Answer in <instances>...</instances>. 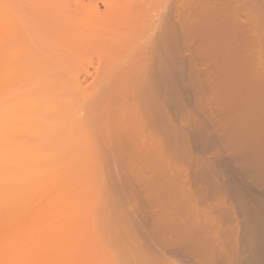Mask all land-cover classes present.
<instances>
[{
  "label": "bare ground",
  "instance_id": "obj_1",
  "mask_svg": "<svg viewBox=\"0 0 264 264\" xmlns=\"http://www.w3.org/2000/svg\"><path fill=\"white\" fill-rule=\"evenodd\" d=\"M1 1L0 264H264V0Z\"/></svg>",
  "mask_w": 264,
  "mask_h": 264
},
{
  "label": "rangeland",
  "instance_id": "obj_2",
  "mask_svg": "<svg viewBox=\"0 0 264 264\" xmlns=\"http://www.w3.org/2000/svg\"><path fill=\"white\" fill-rule=\"evenodd\" d=\"M37 1V3H36V5H35V8L33 9V12H34V14H36V15H39V14H44V13H46V10H47V8L49 7V3H48V1L47 0H36ZM89 1V0H88ZM2 3V1L0 0V4ZM44 4V5H43ZM46 4H48V5H46ZM2 5V4H1ZM3 6V5H2ZM1 6V7H2ZM4 9V7L1 9V11ZM7 9V8H6ZM8 10H10V9H8ZM37 10V11H36ZM0 11V12H1ZM4 11V10H3ZM3 11H2V13H3ZM76 11H78V6H74V7H72V8H70V9H65V10H60V12H58V14H57V16H59L60 18L61 17H63L64 15H66V14H70V13H74V12H76ZM5 12V11H4ZM7 13H8V11H7ZM6 12H5V14H7ZM21 13H23V14H21ZM5 14H3L2 15V17L4 16V18L6 19L7 18V16H8V14H7V16L5 15ZM10 14V13H9ZM13 14V13H12ZM17 15V17H19V19L17 20V18L14 20L15 22H13L12 24H13V28H19V26L21 25V24H23V25H25V26H29L30 25V23H31V21H30V23H29V19L30 18H28L29 16H28V14L26 15V11H25V13L24 12H18V13H16ZM18 14H19V16H18ZM0 15H1V13H0ZM23 16V17H22ZM1 17V16H0ZM2 20L0 19V22H1ZM28 22V23H27ZM23 25H22V27H23ZM21 27V26H20ZM30 27V26H29ZM10 28V27H9ZM25 27H23V29H24ZM4 29V28H3ZM7 29V28H6ZM10 29H12V26H11V28ZM28 29V27L27 28H25V30H27ZM2 31V30H1Z\"/></svg>",
  "mask_w": 264,
  "mask_h": 264
}]
</instances>
